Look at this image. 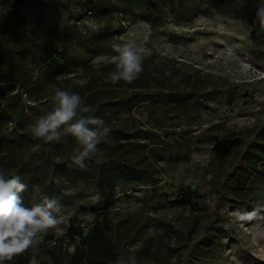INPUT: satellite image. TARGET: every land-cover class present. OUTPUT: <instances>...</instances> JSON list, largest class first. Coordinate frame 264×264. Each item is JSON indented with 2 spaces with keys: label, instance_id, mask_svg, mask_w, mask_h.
Here are the masks:
<instances>
[{
  "label": "rangeland",
  "instance_id": "1",
  "mask_svg": "<svg viewBox=\"0 0 264 264\" xmlns=\"http://www.w3.org/2000/svg\"><path fill=\"white\" fill-rule=\"evenodd\" d=\"M118 5L125 12L111 16L118 30L99 42L100 52L91 59L93 73L109 81L115 70L112 45L128 41L149 51L144 62L150 70L168 72L171 97L164 91L113 120L144 130L139 141L154 173L105 184L68 182L65 190H54L48 197L62 206L61 222L38 240L45 235L63 239L68 256L74 245L64 239L66 230L71 221H79L85 233L102 226L116 245L117 264H130L131 256L137 264H264V162L262 173L250 181L251 201L232 194L245 159L263 145L264 37L256 21L206 0L168 10L156 24ZM83 8L80 0H36L19 6L14 18L38 19L55 35L77 29L83 39L103 29L109 17L79 18ZM79 41L73 43L81 49ZM87 81L80 67L71 82L83 86ZM60 86L51 87L41 100L28 98L27 105H52ZM150 87L120 93L159 91ZM18 126L15 122L8 130ZM36 142L37 147L46 144ZM189 196L191 204H179ZM40 199L33 197L30 207ZM29 264H46V258L34 256Z\"/></svg>",
  "mask_w": 264,
  "mask_h": 264
},
{
  "label": "trees",
  "instance_id": "2",
  "mask_svg": "<svg viewBox=\"0 0 264 264\" xmlns=\"http://www.w3.org/2000/svg\"><path fill=\"white\" fill-rule=\"evenodd\" d=\"M34 1L0 0V80L7 81L6 87H0V168L20 175L21 181L27 185V191L21 194L24 206L30 207L33 197L49 196L54 190H65L68 182L96 180L105 184L114 180H136L154 173L146 147L139 141L140 136L145 134L144 130L132 129L128 124L115 123L113 120L122 112L130 111L137 103L160 97L164 91L171 97L174 88L170 84L168 72L163 73L159 67L150 70L148 63L143 62V73L137 80L131 84L120 81L113 85L110 80L101 82L96 77L91 59L100 52L99 42L118 30L111 25V16L125 12L118 3L156 24L169 13L168 10L175 11L178 6L180 8L184 4L204 0H80L84 8L79 18L109 15L103 29L96 34L85 35L83 39V32L77 29L65 36L55 35L38 19L27 21L22 17L14 18L19 6ZM206 1L236 16L256 21V28L261 30L264 37V28L256 16L257 9L264 6V0ZM75 39L80 40L78 44H81V49L73 43ZM80 67H83L89 78L83 86L71 82ZM152 84L159 89L154 95L145 91L131 96L120 93V89L146 90L152 88ZM54 85H61V89L71 87L70 91L78 93L85 104L92 107L93 112L89 115L102 118L109 128L107 142L102 141L98 145V153L85 161L84 169L72 162L79 147L72 137L37 147L36 139L31 135L29 126L53 106L27 105L23 95L40 99ZM10 122H17L18 130L10 132ZM261 142V150L245 159V166L232 190L233 196L244 203L251 201L250 181L262 173L264 129ZM192 199L189 196L187 201L178 202L188 205ZM54 236L45 235L36 248L29 249L6 264H29L34 256L45 257L46 264L119 262L115 243L100 225H94L85 233L79 221H71L64 239L74 245V252L68 256L62 244L63 239L56 241L53 240Z\"/></svg>",
  "mask_w": 264,
  "mask_h": 264
},
{
  "label": "clouds",
  "instance_id": "3",
  "mask_svg": "<svg viewBox=\"0 0 264 264\" xmlns=\"http://www.w3.org/2000/svg\"><path fill=\"white\" fill-rule=\"evenodd\" d=\"M256 16L264 28V6L257 9ZM82 23L89 24V21ZM112 50L115 70L109 73L110 82L131 84L137 80L143 73V62L149 51L134 41L113 44ZM6 86L7 81L0 80V87ZM51 102L52 109L29 126L31 135L45 143L72 137L79 146L72 162L84 169L85 161L98 153V145L107 142L109 128L102 118L89 115L93 109L78 93L57 88ZM25 191L27 185L20 175L0 168V264L12 262L36 248L40 234L55 229L61 222L62 206L56 199L44 195L40 202L26 207L21 195ZM130 264H137L134 256L130 257Z\"/></svg>",
  "mask_w": 264,
  "mask_h": 264
},
{
  "label": "built area",
  "instance_id": "4",
  "mask_svg": "<svg viewBox=\"0 0 264 264\" xmlns=\"http://www.w3.org/2000/svg\"><path fill=\"white\" fill-rule=\"evenodd\" d=\"M58 78H59V77H56V79H58ZM28 98H29V97H27V95H23V99H24V101H25L26 104H28V102H29V101H27ZM13 124H14L13 122H10V123H9V126H10V125H13Z\"/></svg>",
  "mask_w": 264,
  "mask_h": 264
}]
</instances>
